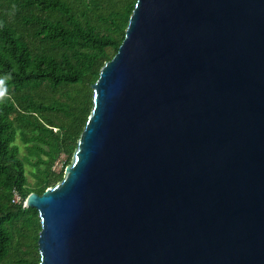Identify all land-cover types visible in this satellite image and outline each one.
Wrapping results in <instances>:
<instances>
[{
  "label": "water",
  "instance_id": "water-1",
  "mask_svg": "<svg viewBox=\"0 0 264 264\" xmlns=\"http://www.w3.org/2000/svg\"><path fill=\"white\" fill-rule=\"evenodd\" d=\"M63 177L22 201L39 264H264V0H136Z\"/></svg>",
  "mask_w": 264,
  "mask_h": 264
},
{
  "label": "trees",
  "instance_id": "trees-1",
  "mask_svg": "<svg viewBox=\"0 0 264 264\" xmlns=\"http://www.w3.org/2000/svg\"><path fill=\"white\" fill-rule=\"evenodd\" d=\"M135 3L0 0V264H39V213L22 201L62 179L92 109L91 85Z\"/></svg>",
  "mask_w": 264,
  "mask_h": 264
},
{
  "label": "rangeland",
  "instance_id": "rangeland-1",
  "mask_svg": "<svg viewBox=\"0 0 264 264\" xmlns=\"http://www.w3.org/2000/svg\"><path fill=\"white\" fill-rule=\"evenodd\" d=\"M16 142L20 143V140L17 138ZM21 151L23 152V149H21ZM58 168H59V165L56 167V169H58ZM30 170H32V168L29 165H26V174H27L28 181H32L33 180L32 176L29 174Z\"/></svg>",
  "mask_w": 264,
  "mask_h": 264
},
{
  "label": "built area",
  "instance_id": "built-area-1",
  "mask_svg": "<svg viewBox=\"0 0 264 264\" xmlns=\"http://www.w3.org/2000/svg\"><path fill=\"white\" fill-rule=\"evenodd\" d=\"M18 198H19V196L15 195V198H14V199H15V200H18Z\"/></svg>",
  "mask_w": 264,
  "mask_h": 264
}]
</instances>
